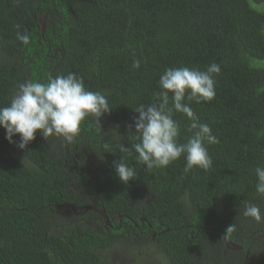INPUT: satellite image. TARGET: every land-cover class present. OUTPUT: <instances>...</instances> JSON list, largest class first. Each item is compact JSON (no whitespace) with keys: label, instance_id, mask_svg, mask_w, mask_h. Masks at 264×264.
I'll return each instance as SVG.
<instances>
[{"label":"trees","instance_id":"1","mask_svg":"<svg viewBox=\"0 0 264 264\" xmlns=\"http://www.w3.org/2000/svg\"><path fill=\"white\" fill-rule=\"evenodd\" d=\"M263 3L0 0V107L19 83L75 73L112 108L99 121L87 117L72 142L37 132L21 150L19 137L9 143L0 129V264H117L105 256L121 240L136 242L127 245L131 255L149 254L146 232L155 233L161 264H264V223L243 216L249 201L264 208L254 174L264 166V12L252 6ZM17 31L29 35L27 44ZM213 62L221 65L215 98L191 104L219 139L207 146L212 168L185 174L181 156L146 170L132 149L135 108L153 101L166 69ZM174 119L184 143L189 121ZM121 158L137 173L127 184L115 176ZM81 194L95 196L96 207L77 217ZM226 241L242 249L228 251Z\"/></svg>","mask_w":264,"mask_h":264},{"label":"clouds","instance_id":"2","mask_svg":"<svg viewBox=\"0 0 264 264\" xmlns=\"http://www.w3.org/2000/svg\"><path fill=\"white\" fill-rule=\"evenodd\" d=\"M15 27L20 28L19 25ZM16 35L24 44L29 42L26 32L17 31ZM133 67L139 68L140 61L134 60ZM220 71L221 65L216 62L204 70L187 66L168 68L159 77L161 90L154 93L153 101L135 108L138 117L134 120V135L138 142L132 144V149L146 170L167 168L181 156L185 159V174L193 169L208 171L212 168L213 161L207 146L218 144L219 139L210 125L200 120L191 104L210 102L215 98L214 77ZM111 110L107 96L100 91L86 89L83 78L77 74L50 75L44 82L28 80L17 85L9 105L0 107V129L4 130L9 143L18 136L17 147L21 150L35 139L37 132L45 139L55 136L72 142L87 117L92 116L99 121ZM174 113L182 114L189 121L191 135L184 143H178L181 127L174 119ZM119 149L133 153L121 144ZM72 162L76 165L73 159ZM114 171L122 184L133 181L137 175L136 169L123 158L114 162ZM254 174L255 192L264 198V166H257ZM88 177L92 178L90 174ZM243 216L253 222L264 223V208L249 201L245 203ZM225 247L234 253L242 249L227 242ZM112 254V257L116 256L114 252Z\"/></svg>","mask_w":264,"mask_h":264},{"label":"rangeland","instance_id":"3","mask_svg":"<svg viewBox=\"0 0 264 264\" xmlns=\"http://www.w3.org/2000/svg\"><path fill=\"white\" fill-rule=\"evenodd\" d=\"M256 10L264 12V3L260 4V5H252ZM217 79V78H216ZM100 188V186H99ZM98 188V189H99ZM98 194V193H97ZM78 197V196H73V198ZM79 198H81L82 202L84 203V206L81 207V212L80 214L76 215L77 217H82L84 215L85 212H87L88 210H92L96 207V198L95 196L93 197H87L86 194H81V196H79ZM92 208V209H91ZM76 219V218H75ZM140 222L142 224L146 223L148 224V230H150L152 227L151 225L146 222L143 218L140 219ZM156 230V229H155ZM212 231V229H210ZM217 232L220 233L219 230H216ZM221 231H223L221 229ZM227 232V231H226ZM155 233H148L146 232L144 235L149 236L151 239V242L144 245V250L145 252L149 253V254H145V255H139L138 257H135L133 255H131L130 253H128V246L127 245H131L136 243L135 241H129V240H121L122 245L116 250V249H112L111 251L116 254V260H117V264H136L138 262V260L140 259L141 256H143L145 258L146 264H151L152 262V257H156L155 261L157 262L156 264H161L162 261V256L159 255V248L158 246H156L152 241L156 238L154 236ZM228 234V232H227ZM258 238V237H257ZM232 240V239H231ZM111 241L113 242V238L111 239ZM228 244L231 245H235L234 241H226ZM116 250V251H115ZM113 256V254H110L109 257H107V255L105 256L106 261H110L108 258H111ZM137 256V255H136ZM236 260V259H234ZM110 264H116V263H112L109 262Z\"/></svg>","mask_w":264,"mask_h":264},{"label":"water","instance_id":"4","mask_svg":"<svg viewBox=\"0 0 264 264\" xmlns=\"http://www.w3.org/2000/svg\"><path fill=\"white\" fill-rule=\"evenodd\" d=\"M40 27H41V31H43V29H44V18L40 21ZM56 52H58V51H56ZM92 209V208H91ZM93 210V209H92ZM102 218H104V219H107L106 218V214H105V211L102 209V210H100V211H96ZM260 237H264V233H262L261 234V236ZM237 248H239V247H237Z\"/></svg>","mask_w":264,"mask_h":264}]
</instances>
